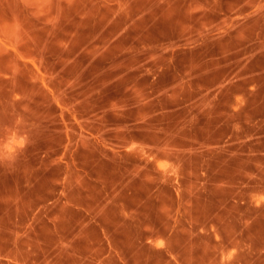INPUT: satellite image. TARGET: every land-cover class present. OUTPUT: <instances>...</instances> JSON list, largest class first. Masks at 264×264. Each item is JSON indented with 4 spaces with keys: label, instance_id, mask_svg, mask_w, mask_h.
<instances>
[{
    "label": "rangeland",
    "instance_id": "obj_1",
    "mask_svg": "<svg viewBox=\"0 0 264 264\" xmlns=\"http://www.w3.org/2000/svg\"><path fill=\"white\" fill-rule=\"evenodd\" d=\"M218 92H264V0H0V200L47 199L91 142L168 139L176 106L215 127ZM253 237L221 263L264 264V223Z\"/></svg>",
    "mask_w": 264,
    "mask_h": 264
},
{
    "label": "crops",
    "instance_id": "obj_2",
    "mask_svg": "<svg viewBox=\"0 0 264 264\" xmlns=\"http://www.w3.org/2000/svg\"><path fill=\"white\" fill-rule=\"evenodd\" d=\"M218 95L215 127L210 106H176L168 139L91 142L53 163L47 199L0 200V264H222L264 223V92Z\"/></svg>",
    "mask_w": 264,
    "mask_h": 264
}]
</instances>
